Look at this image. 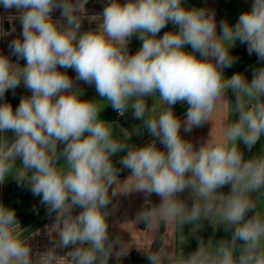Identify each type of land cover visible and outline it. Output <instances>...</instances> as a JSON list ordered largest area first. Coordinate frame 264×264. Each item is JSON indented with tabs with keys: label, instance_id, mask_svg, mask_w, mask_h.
<instances>
[{
	"label": "clouds",
	"instance_id": "obj_1",
	"mask_svg": "<svg viewBox=\"0 0 264 264\" xmlns=\"http://www.w3.org/2000/svg\"><path fill=\"white\" fill-rule=\"evenodd\" d=\"M86 3L0 0L6 11L19 13L21 24L20 36L9 44L17 62L0 53V185L11 177L40 197L48 215L55 213L48 227L56 236L53 248L71 247V264H109L111 256L127 255L120 238L110 236L107 209L117 195L134 192L146 201L160 197L159 205L146 203L136 216L153 231L169 222L197 229L208 221L231 234L215 245L201 239L188 255L149 249L150 264H264V214L258 208L264 148L245 159L239 147L251 151L264 137V65L253 69L250 81L239 72L224 75L237 62L230 51L237 41L264 62V0H252L235 24L221 20L219 34L215 12L188 7L185 0H109L98 26L81 31ZM56 9L62 19H53ZM169 23L176 30L159 36ZM133 37L141 46L130 54ZM78 81L94 86L103 100L83 99ZM21 83L31 95L13 108L6 93ZM153 97L164 104L155 117L147 103ZM221 102L236 117L223 141L207 139L197 148L181 136L182 127L187 133L210 122ZM101 103L121 116L131 110L153 139L136 147L127 130L114 135L113 124L100 118ZM177 103L187 105L183 119L174 113ZM124 151L118 163L131 171L123 182L131 184L118 192L119 169L111 158ZM225 186L228 194L218 191ZM186 190L191 207L179 198ZM21 229L15 210L0 203V264H34ZM44 258L57 264L50 250Z\"/></svg>",
	"mask_w": 264,
	"mask_h": 264
},
{
	"label": "crops",
	"instance_id": "obj_2",
	"mask_svg": "<svg viewBox=\"0 0 264 264\" xmlns=\"http://www.w3.org/2000/svg\"><path fill=\"white\" fill-rule=\"evenodd\" d=\"M124 0H121L123 3ZM252 0H206L205 8L215 12V20L217 22V33L219 34L220 28L219 23L221 20H226L228 23V15L236 13L238 10V15L244 11L250 10ZM109 3V0H87L85 4V9L81 11L82 27L81 31H88L90 29H95L98 24L101 22L99 15L102 14L104 7ZM187 6V5H186ZM19 13L15 9L5 10L2 5H0V53L8 55L13 62H17V57L12 55L9 49L10 42L19 37L21 34V24L18 19ZM53 19H62L61 11L59 9L54 10L52 13ZM226 17V19L224 18ZM238 18H236L237 20ZM167 30H176L172 24L167 25ZM174 28V29H173ZM165 32V30H164ZM159 36L163 35V31L158 34ZM129 43V52L131 54V48ZM254 63L243 67L241 64L233 65L232 69H225V77H231L236 72L242 73L249 81L252 78V71L255 67L264 65V62L259 61L257 56L253 54ZM18 63L21 66H24L26 61L19 59ZM63 71V69H61ZM68 75L75 78L76 73L72 69H68ZM77 87L83 90V99H87L88 96H96L98 100H103L100 98L95 90L94 86H89L82 81L77 82ZM31 95L23 83L15 89L13 93L12 90H9L6 93L5 99L11 103L13 108L17 107L20 98L22 96ZM227 99L235 102L234 94L229 90L227 93ZM106 103H101V109H105ZM164 104L161 103L160 112L163 110ZM174 113L180 117L184 118L187 111V105L184 103H177L173 106ZM159 112V113H160ZM124 116V115H123ZM118 112L116 118L111 121L113 125L119 126L118 134L116 136H121L120 129L123 128L130 133V139L136 138L140 134V128H143V121L137 120L133 117V114L129 117V122L131 127H122L120 123L122 117ZM102 118V117H100ZM233 119H236L234 113L231 111L229 103L221 102L217 109L213 112L210 117V122L203 124L200 127L193 128L191 132H184L183 127L181 128V136L193 143L195 147H199L201 143L209 139L212 143H219L224 139V131L228 123ZM137 120V121H136ZM106 121V120H105ZM11 138V133L8 134ZM153 138L148 134L145 136H140L130 143L133 146L141 147L149 143ZM157 146L163 150L164 146L157 141ZM239 147L244 153V158L248 159L252 155L259 153L262 148H264V137L249 151L243 143H240ZM126 155V151L115 154L111 159L114 165L119 169L120 164L118 161ZM20 164V160H17V165ZM131 175V171L126 168H121L118 171V179L116 183V189L118 192L123 191V189L131 184V181L128 182V185L123 184V182ZM115 187V185L113 186ZM10 189H17V182L9 177L5 184L0 185V203L6 206L8 201V194ZM111 191V190H110ZM218 191L228 194L230 188L225 186ZM179 198L185 201L188 207L192 206L193 200L189 196L188 191L180 194ZM153 206L159 205L161 200L160 197L152 194L145 199V194L142 192H134L130 194H119L113 198L111 204L108 206V211L110 215L108 217V223L110 225L109 232L110 236L115 238L119 237L122 243L125 244V247L128 248L127 255L133 251L139 252L142 256H146L145 251L152 248L154 242L156 241L161 228L163 227V242L160 247H165L167 251L175 255L185 254L195 248L194 245H190L188 242V236L199 232V229L206 228L207 224H210L209 228H214L213 225L204 221L201 227L194 229V225L185 224L183 227L173 224L171 222L162 224L155 231L151 227L145 226L142 227L143 222H137L136 216L137 213L145 206L146 203H149ZM18 206L17 202L10 201V204ZM258 208L261 213L264 214V201H260ZM15 210L17 219L19 221L21 229L22 238L25 239L33 252V262L34 264H47L46 259L44 258V253L47 251H52L54 255L58 257L57 264H71V260L67 256V253L71 251V247L64 249H54L53 248V239L56 238L55 233L50 227L55 223V213L52 215L47 214V209L41 214L34 215L31 219L23 220L18 214V209L13 207ZM80 211L79 208L74 210V214H77ZM219 235H225L227 238H230V232H225L222 225L216 227ZM220 231V232H219ZM115 251H119V245L116 246ZM123 256L122 258L126 257ZM114 260H117L115 255L109 258V264H112Z\"/></svg>",
	"mask_w": 264,
	"mask_h": 264
},
{
	"label": "rangeland",
	"instance_id": "obj_3",
	"mask_svg": "<svg viewBox=\"0 0 264 264\" xmlns=\"http://www.w3.org/2000/svg\"><path fill=\"white\" fill-rule=\"evenodd\" d=\"M185 3L188 7L205 8L206 0H185ZM238 17H239L238 10L236 9V13H233V15L231 14L228 15L229 24H235V22L237 21L236 18ZM224 18L226 19V17ZM167 29H168L167 27L162 29L163 33H164V30L166 31ZM140 46H141V41L133 37L131 40V44H130L131 54H134L139 49ZM186 50H190V49L186 46ZM230 51L234 57H237V62L235 63L236 65L241 64L245 68L254 63V59H253L254 56L253 54L252 55L248 54L246 44H241L239 41H237L236 45ZM232 68L233 66L228 69L230 70ZM224 73H225V70H224ZM93 99L98 100L96 96H93V95L87 97V100H93ZM147 103H148V106L150 107L149 114L152 117L157 116L160 112L161 103L163 102L158 97H153L152 99L148 98ZM105 106H106L105 109L102 110L100 113V117H102L101 119L106 120V121H111L114 118H116L117 111H114L110 106L107 105V103L105 104ZM100 107H102L101 104H100ZM131 115H132L131 110L125 113V115L122 117L120 121V123L122 124V127H128V128L131 127L130 125L131 123L129 122L130 121L129 117ZM118 128L119 126L113 125L114 135L119 133ZM145 135H147V130L141 127L140 134L137 135L136 138L140 136L143 137ZM136 138L130 139L128 143L129 144L132 143V140ZM7 198H8V201H7L6 207H9V208L16 207L18 209L19 216L23 220L31 219L34 215L41 214L42 212L46 210V206L40 203V197L34 196L32 192L30 191V189L28 188V186L26 185L18 186L17 184V189L9 190V194ZM10 201L17 202L18 206H16L15 203H14V206H12L10 204ZM209 227H210V224H207L206 228L199 229V232H196L195 234L188 236L189 244L194 245L195 248L191 250L190 252H188L187 255L194 252L197 249L198 242L201 239H203L206 243L208 242L209 244H211L212 242L215 245L219 240L227 238V236L225 235L220 236L216 227L215 228H209Z\"/></svg>",
	"mask_w": 264,
	"mask_h": 264
},
{
	"label": "trees",
	"instance_id": "obj_4",
	"mask_svg": "<svg viewBox=\"0 0 264 264\" xmlns=\"http://www.w3.org/2000/svg\"><path fill=\"white\" fill-rule=\"evenodd\" d=\"M123 168L121 165L119 166V169ZM146 226L145 223H143L142 227L144 228ZM163 230L164 228H161V231L154 242L151 249H156L162 245L163 242ZM112 264H150L149 260L147 259V256H142L139 252L133 251L129 255H127L124 258H121L119 260H114Z\"/></svg>",
	"mask_w": 264,
	"mask_h": 264
}]
</instances>
